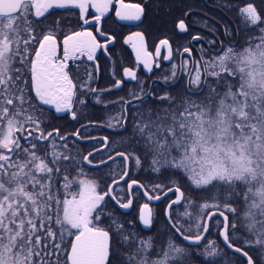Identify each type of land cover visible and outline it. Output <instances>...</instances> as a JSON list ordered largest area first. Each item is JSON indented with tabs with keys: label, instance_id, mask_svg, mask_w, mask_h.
Masks as SVG:
<instances>
[{
	"label": "snow or ice",
	"instance_id": "obj_1",
	"mask_svg": "<svg viewBox=\"0 0 264 264\" xmlns=\"http://www.w3.org/2000/svg\"><path fill=\"white\" fill-rule=\"evenodd\" d=\"M204 8L0 0V264H264V0Z\"/></svg>",
	"mask_w": 264,
	"mask_h": 264
},
{
	"label": "flooded vegetation",
	"instance_id": "obj_2",
	"mask_svg": "<svg viewBox=\"0 0 264 264\" xmlns=\"http://www.w3.org/2000/svg\"><path fill=\"white\" fill-rule=\"evenodd\" d=\"M126 2L131 3V2H135V0H126ZM201 4H202V6L203 5H208V8H204L203 10L206 11L209 16H212L213 15V12L210 11L209 8L212 7L213 0H201ZM197 47H198V45H197ZM143 78L144 79H147L148 78V74L146 72L143 73ZM133 85H134V82L130 83L129 84V88L133 87ZM69 127H71V125H69ZM97 134L102 135L103 133H97Z\"/></svg>",
	"mask_w": 264,
	"mask_h": 264
},
{
	"label": "trees",
	"instance_id": "obj_3",
	"mask_svg": "<svg viewBox=\"0 0 264 264\" xmlns=\"http://www.w3.org/2000/svg\"><path fill=\"white\" fill-rule=\"evenodd\" d=\"M198 47H199V45H198Z\"/></svg>",
	"mask_w": 264,
	"mask_h": 264
}]
</instances>
